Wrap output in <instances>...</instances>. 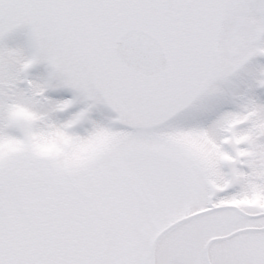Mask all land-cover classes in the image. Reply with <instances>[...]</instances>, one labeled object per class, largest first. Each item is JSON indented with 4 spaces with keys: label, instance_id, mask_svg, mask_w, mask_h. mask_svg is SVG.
Here are the masks:
<instances>
[{
    "label": "snow or ice",
    "instance_id": "obj_1",
    "mask_svg": "<svg viewBox=\"0 0 264 264\" xmlns=\"http://www.w3.org/2000/svg\"><path fill=\"white\" fill-rule=\"evenodd\" d=\"M0 264H264V0H0Z\"/></svg>",
    "mask_w": 264,
    "mask_h": 264
}]
</instances>
